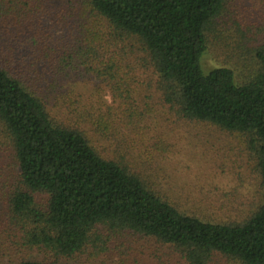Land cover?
Masks as SVG:
<instances>
[{
    "label": "trees",
    "instance_id": "16d2710c",
    "mask_svg": "<svg viewBox=\"0 0 264 264\" xmlns=\"http://www.w3.org/2000/svg\"><path fill=\"white\" fill-rule=\"evenodd\" d=\"M216 152L229 191H166ZM0 236V264H264V0H0Z\"/></svg>",
    "mask_w": 264,
    "mask_h": 264
},
{
    "label": "rangeland",
    "instance_id": "374dc122",
    "mask_svg": "<svg viewBox=\"0 0 264 264\" xmlns=\"http://www.w3.org/2000/svg\"><path fill=\"white\" fill-rule=\"evenodd\" d=\"M205 63L208 66H212V62L210 57L205 58ZM215 163L208 164L203 161H194L193 159L186 154H176L169 160L168 166H165L167 170L166 175L172 176V184L168 185L166 191L170 192L171 190L178 189L180 187H189L192 190V185H196L199 180L200 183L197 187L204 188L209 190L208 194L213 197H218L222 191L223 193L229 191L237 178V174L234 173L238 168L239 164H241L240 159H236L232 154L218 153L215 154ZM216 168L221 166L218 170V173L210 176L209 175V167ZM169 171V172H168ZM224 172V175L221 173ZM196 187V188H197ZM195 191L200 192L195 189ZM200 195V193H199ZM1 238V236H0ZM156 244L153 241L143 240L141 241L136 249L140 250L143 247V252L145 256H141L140 252L132 251L131 255V263H141L139 261L134 262V259L138 260H146L144 264H151L153 260L151 255L154 254V249L156 248ZM85 259V258H84Z\"/></svg>",
    "mask_w": 264,
    "mask_h": 264
}]
</instances>
